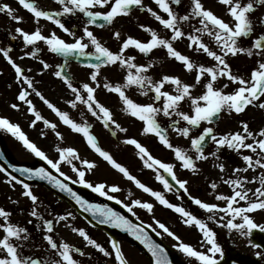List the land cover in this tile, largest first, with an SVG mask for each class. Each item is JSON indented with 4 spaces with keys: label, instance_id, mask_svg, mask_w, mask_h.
Segmentation results:
<instances>
[{
    "label": "snow or ice",
    "instance_id": "obj_1",
    "mask_svg": "<svg viewBox=\"0 0 264 264\" xmlns=\"http://www.w3.org/2000/svg\"><path fill=\"white\" fill-rule=\"evenodd\" d=\"M216 2L225 6L226 15L230 17L229 21L207 7L204 0H186V3L185 0H153L160 11L166 14V17L145 4L144 0H54V3L59 6L57 9L42 7L39 0H18V4L32 15L36 27L28 31L17 26L14 32L9 30L8 33L13 41L21 39L24 48L32 46L29 51L22 49L23 56L20 59L24 57L37 59L42 51L38 47L39 42H43L49 52L63 57L64 63L56 65L57 71L54 75L75 94V99L68 103L73 108L77 107V102L84 104L93 116L103 121L106 128L114 125L113 136L116 135V130L127 132L128 129L122 127L113 118L114 114L109 107L97 99L96 92L101 87V81H103L104 89L118 97L122 104L121 111L143 123L141 134L154 135L161 145L173 152L181 168L188 170L193 176L202 172L199 162L207 163L210 158H212L213 168L219 169L220 173H226L227 165L222 162L220 153L225 148L235 152L245 166L233 167L231 175L226 178L223 175L220 177L222 183L230 188L231 194L217 193L215 201L222 203L205 202L190 194L188 188L190 181L178 178L174 171V164L155 158L147 147L135 138H126L123 141L135 146L137 155L146 168L156 170V180L163 185L165 190L172 191L173 185L162 173H166L171 181L179 186V190L188 194L194 205L208 213L206 219L198 217L182 206L171 203L162 192L153 190L132 175L126 166L118 163L108 151L101 147L97 137L89 130L91 126L87 122L79 123L72 119L68 112L61 111L34 87V81L24 75V69L10 55L13 51L10 45L0 47V54L15 70L17 81H23L27 85V88L21 89L17 99L25 102L28 105V111L34 116L30 126L35 127L37 121H43L44 125L53 131L57 128L55 123L45 119L36 110L32 100L28 98L30 93L27 89H32V92L59 117L64 125H67L73 132L81 133L88 147L104 161L122 173L125 178L134 182L139 189L149 193L160 205L178 213L185 226H194L201 234L200 248L182 240L179 235L154 216L153 220L162 232L154 228L152 224L145 226L143 221L133 224L126 216L107 205L93 204L85 200L65 181L83 185L108 200L123 203L116 195H113L121 191L119 185L106 182L93 183L86 178V171L91 172L97 168L96 162L82 159L77 149L73 147H57L58 159H51L29 139L18 123H13L9 118L0 116V130L10 133L22 143L24 148L45 160L63 179L54 176L44 167L16 168L15 170L29 180L33 177L46 180L60 192L67 193L83 212L90 213L99 223L110 224L129 233L151 253L153 264H173V261L169 258L165 248L154 241L145 228L151 229L157 236L166 234L177 241L173 246L188 258L189 264L193 260L196 264H219L217 255L219 254L221 258L224 255V249L218 242V234L209 225V221L217 227L226 229L229 234H238L239 237H251L254 230L264 233V223H258L253 216L258 211H264V126L252 129L248 121L239 120L237 121L238 130L225 132L217 130L225 113L231 117L233 114H244L249 107L264 110V15L255 18L251 15L257 11L259 6L264 5V0H247V2L245 0H216ZM181 6L185 8L183 14L179 11ZM135 10L147 12L163 26V29L170 32V36H162L156 29L143 23H138L137 26L149 34L148 40L142 41L125 34L122 26H117L118 21L121 17L130 18ZM16 12L17 10L9 3H0V14H5L19 25L24 21V17ZM67 17L79 19V29L82 30V34L78 35L77 25L71 27L66 25L64 18ZM42 19L57 26L72 38L71 41L62 38L55 31L45 35L40 25ZM93 27L109 30L112 38L119 43V48L114 51L106 46V42H103L92 30ZM185 39L188 41L187 47L190 50L206 56L213 63L207 64L193 59L174 47V42ZM248 40L251 43L245 44L244 41ZM160 48L165 49L167 57L179 62L187 73H194L193 82H186L177 74L161 73L154 77L150 71L155 64L162 63V61L149 59L146 63H137L136 55H126L128 50L134 49L147 57L154 49ZM240 55L255 60L256 66L251 68L247 75L234 71L230 63V57L236 58ZM73 57L83 58L82 66L90 70L88 77L95 87L87 82L82 83L80 87L75 86L74 78L67 72L69 59ZM40 63L44 69L52 67L42 59ZM106 67L115 68L117 71L123 70L122 82L113 83L107 76H104L102 69ZM221 80L227 82L221 84ZM230 85H235V87L232 91H226ZM131 89H134L140 96L148 98V102L134 100L129 94ZM10 107L19 110L20 106L12 103ZM165 119L167 120L166 125ZM170 130L176 136L187 139L190 146L186 148L175 145L170 138ZM55 135L58 139H63L59 131H55ZM209 144L214 146L212 151H207ZM244 150H248L250 154H246ZM73 161H79L83 167H77ZM63 163L70 166L76 179L61 170ZM249 170L253 172L251 177L238 175L241 172L247 173ZM0 172H5L7 177L5 183L13 190L19 184L23 189L20 195L31 202L28 214L37 221L35 229L41 234L42 241L36 244L32 231L19 222L12 221L13 213L4 206H0V264H84V261L78 259L77 255L87 257L91 261L92 253L84 251V248L88 246L101 253L103 257H112L114 264H130L118 241L109 240L111 247L106 248L84 228L72 225L70 220H75V215L71 211L62 215L58 214L52 219H46L44 213L39 211L42 202L34 193L32 186L23 179H18L17 176L8 173L3 167H0ZM249 184L258 186L253 189L247 187ZM210 188L215 193L218 183L212 181ZM9 200L13 204L19 203V200H12L11 197ZM123 206L133 216H136L134 207L145 209L149 213H152L154 209L152 203L142 202L140 199H135L130 204L124 203ZM20 211L22 213L23 209ZM45 211L48 212V209L45 208ZM48 214L52 215L51 212ZM54 220L56 224L65 222L66 227L83 239L84 247L75 246L63 238L57 239ZM32 223V220L28 221V224ZM253 247H259V245L254 244ZM37 251L41 255L37 256ZM256 255L261 254L257 252Z\"/></svg>",
    "mask_w": 264,
    "mask_h": 264
},
{
    "label": "rangeland",
    "instance_id": "obj_2",
    "mask_svg": "<svg viewBox=\"0 0 264 264\" xmlns=\"http://www.w3.org/2000/svg\"><path fill=\"white\" fill-rule=\"evenodd\" d=\"M207 7L211 8L213 11L215 8H218L219 10H216L217 15H221L226 21L230 20V17L226 15V9L225 6L219 4L216 2V0H204ZM247 2V0H245ZM144 3L150 6L149 0H144ZM149 14L147 12H144L142 14H136V17L141 21L142 23H145L152 27V25H155L156 30L160 31L162 29V26H158L155 22L151 23L149 22ZM258 17L264 15V5L260 7L259 12L257 13ZM138 35H145L148 34L144 32L142 29L139 28ZM136 31V32H137ZM109 34V32H108ZM206 40L207 37H204ZM245 44H250L251 41H244ZM108 44L110 45V49L117 50L118 44L117 41L109 39ZM160 49H157L159 51ZM138 54V53H137ZM187 54L191 56L193 59H196L197 53L193 52L189 48H187ZM194 54V55H193ZM152 56V54L150 55ZM198 57L201 62H205L207 64L213 63L209 58H207L204 55L198 54ZM138 58V57H137ZM231 60V65L234 69V71H238L241 74L247 75L250 73L251 68L255 67V60H250L248 57L244 55L237 56L236 58H229ZM138 61V60H136ZM142 63V62H141ZM108 70H111V72L107 75V77L113 82H122V72H118L115 68H108ZM187 82L191 83L193 82L194 73L189 74L187 73ZM5 80V77L0 76V116H4L9 118L13 123H18L22 130L26 133V135L29 137L30 140H32L38 147L41 148L42 151L45 152L46 155L49 156L51 159H58V153L56 151L57 147H73L77 149L82 159H88L90 161H94L97 163V168L93 170V172L98 173L99 171L103 170L105 171V176L112 173L111 169H107L108 163L102 162L98 157H96L92 149H86L87 143L85 138L81 133L73 132L67 125H64L62 121H60L59 117L56 116L54 112H50L47 105L45 108L39 107V97L35 95L34 92H29L30 96L29 99L32 100L33 105L35 106L36 110L41 113V115L49 120L52 123H55L57 125V128L55 131H59L63 139L60 140L56 137L55 131H53L51 128H48L44 125L43 121H37L35 127H31L30 124L34 119V116L32 113L28 111V105L23 101H18L17 97L21 90H17L15 85L12 83H9L7 81L3 82ZM226 80H221L220 83H226ZM84 83V82H83ZM233 87L235 85H230L226 91H232ZM68 91H65L66 95L63 98V93L60 92V98L61 100L56 99L54 93L49 94V101L56 105L61 111H66L69 113V116L76 120L79 123L85 122L84 116H85V109L84 104L77 102V107L73 108L68 101L75 99V94L71 92V90L67 89ZM12 103H17L20 107L19 110L13 109L10 107ZM114 107V106H113ZM115 109V108H114ZM122 127L126 128V124L124 121H121V119H115ZM239 120H246L250 123V127L252 129H258L259 127L264 126V110H260L257 108L249 107L246 112L242 115H235L233 114L231 117H229L226 113L223 114V118L219 122L217 130L220 132H225L229 130H238V124L237 121ZM114 128V125H112ZM143 123H135L132 125V127H128L126 129L132 130V131H138L139 133V142H143L142 145H145L148 140L151 138L149 135H142L140 134L142 132ZM119 131V130H116ZM105 132L104 130L101 131ZM41 133H44V135H41ZM101 135V134H100ZM106 138H109V134L105 132L104 135ZM153 136V135H151ZM173 141L178 142H184L187 141L185 147L190 146V142L188 140H183L180 137L176 135H172ZM0 139L2 140L6 150L10 154V156L17 160L24 163H30L33 164L37 162L38 160H42L41 158L35 156L33 153H31L29 150L23 147L22 143L18 141L15 137H13L10 133L0 130ZM102 139V137H101ZM250 142V141H249ZM147 145V144H146ZM121 146V145H119ZM115 148V147H114ZM117 148V147H116ZM115 148V149H116ZM214 148L213 145H211L207 151H212ZM154 157L157 159L162 158H168L166 163H172L175 166L178 165L180 162L177 161L174 157L173 152L170 149L163 148V146H156L154 148ZM248 151V150H244ZM116 152L118 153H126L124 151V148L122 151H119V149H116ZM248 154V153H247ZM222 162H225L227 165V171L226 173H220L219 169L212 167V158H210L209 162H199L202 167V172L196 176H193L188 170H186L182 175V179L189 180L190 183L188 185L189 192L192 196L197 197V194L199 191H201L200 196L198 195V198L205 202H217L215 201V195L217 193H223L228 195L229 187L222 183L220 180V177L223 175L225 178L228 175H231V170L233 167H244V162L242 159L237 156V154L233 151L228 150L227 148L223 149L220 153ZM127 159V156H125ZM125 157H123L125 159ZM45 163H47L45 160H43ZM141 162V161H140ZM77 165V167H83L79 161H73ZM48 165V164H47ZM50 166V165H49ZM51 167V166H50ZM55 172L56 170L53 169ZM61 170L64 171L67 175L71 176L73 179H76V176L73 172L70 170V166L66 163L61 164ZM116 170V169H115ZM148 171H146L147 173ZM57 173V172H56ZM91 172H89L90 174ZM59 174V173H58ZM177 174V173H176ZM241 176H249L251 177L253 175V172L249 170L247 173H239ZM238 174V175H239ZM118 177V176H116ZM7 179L6 175L2 172H0V206H4L7 210H10L13 215L11 217L12 221L19 222L20 224L26 226L29 228L30 231H32L34 239L36 244H40L41 241V234L37 233L35 229V224L37 221L35 218L31 217L28 213L31 207V202L26 198L22 197L20 193L23 191L21 186L17 184L15 186V190L12 189L10 185L5 183V180ZM88 179L92 180L93 183L96 181H100L102 177L97 178H91L88 176ZM212 181H216L218 183V189L214 193L212 189L210 188V183ZM161 183L158 182L159 190L163 192L166 199H168L171 203L177 204L179 206L184 207L186 210L193 212V208H198V206L194 205L193 207L190 206L191 200H186V193H181L180 195L176 194L174 191H167L164 189L163 185H160ZM33 188V191L36 195H38L40 201L42 202V206L40 207L39 211L44 213L46 219H52L56 215H62L67 211L73 212L74 215L76 213L71 210L70 206L67 205V203L60 201L57 197H55L51 192L47 191L46 189L38 186V185H31ZM257 184H249L247 187L255 188L257 187ZM205 195V196H204ZM9 197L12 198V200H19L18 204H13L11 200H9ZM179 197V198H178ZM158 202V201H157ZM160 205V204H159ZM157 206L155 209L157 216H155V219L160 220L162 223H165L166 226H168L173 232H175L177 235H179L182 240L185 242H188L192 244L194 247L200 248L199 241L201 240V234L198 232V230L193 227L185 226L182 223V218H178L175 216V212H172L171 209L169 210L163 205ZM45 208L48 209V212H51L52 215L50 216L48 212L45 211ZM21 209H23V212L21 213ZM201 211V214L206 219L208 213L205 211L199 209ZM194 213V212H193ZM137 214V212H136ZM254 219L258 223H264V211H258L253 214ZM143 221L146 224H152L154 228H157L158 231H161L158 229V226L155 224L153 220V216H141ZM32 220L34 223V228L29 227L28 221ZM73 226L75 227H82L84 228L94 239H96L99 243L104 245L106 248L110 249L109 246V239L106 237V235L99 230L91 229L86 225L84 220L80 219L78 216H75V220H70ZM209 225L214 229V231L218 234V242L221 244V247L224 249V255L223 257L228 253H234L240 256L241 258L247 260V261H254L255 264H264V251L260 247H253L256 243V236L257 234H264L260 232L259 230H254L251 237H239L238 234H229L226 229L222 227H217L214 223L208 222ZM54 228L56 232V238L60 239L63 238L69 243H72L75 246L84 247V241L81 237L78 236V234L73 233L70 228L65 226V222H60L59 224L55 223L54 220ZM159 239L167 244L169 247L174 249V255L184 264H189L188 258H186L180 251H178V248L174 247L177 243L174 239L171 237H168L166 234H162L161 236H158ZM249 240H251V243H249ZM121 246L123 247L125 254L128 256V259L130 261V264H146L144 260L142 259L141 254L138 252L136 247L133 245L125 242L120 241L119 242ZM204 250V249H200ZM84 251L86 253H92V259L89 261L87 257H79L77 255L78 259H81L84 261V264H114V260L112 257H103L101 253L93 249L91 246H88L87 248H84ZM259 252L261 255H256V253ZM36 255H41L40 252H36ZM217 255V259L219 260V264H222V259ZM191 264H196V261H191Z\"/></svg>",
    "mask_w": 264,
    "mask_h": 264
},
{
    "label": "flooded vegetation",
    "instance_id": "obj_3",
    "mask_svg": "<svg viewBox=\"0 0 264 264\" xmlns=\"http://www.w3.org/2000/svg\"><path fill=\"white\" fill-rule=\"evenodd\" d=\"M149 2H150V7L157 10L158 12H160L161 15H164L166 17V14H164L163 12L160 11V9L153 3V0H149ZM0 3H9L14 9L17 10L16 14L24 17V21L21 22L19 25H17L15 22L11 21L5 14H0V47H6V46L10 45L13 48V51L10 52V55L15 60V62L18 65H20L22 67V69H24V75L28 76L29 78H31L34 81V87L38 91H40L41 94L47 100L50 99L48 97L50 93L51 94L54 93L56 99L58 100V98H59V100H61L59 93L64 92L63 93V98H64L66 95L65 91H68L67 90L68 88L60 78H58L54 75V72L57 71L56 65L64 63V60L62 58H60L59 56H57L56 54L49 52L47 49V46L44 45L43 42L38 43V47H40L42 51H41V53L38 54L37 59H33L31 57H24L23 59H20V57L23 56V51L31 50L32 46H29L28 48H24L21 39L18 38L14 41L11 40L9 38V35H8L9 30H12L14 32V29L17 26H19V27L24 28L25 30L32 31L35 29L36 24L33 22L32 15L29 12H27V10L23 9V7L21 5L18 4V0H0ZM39 3L41 4L42 7H45L47 9H57L59 7L57 4L54 3V0H39ZM185 3H186V0H185ZM260 7L261 6H259L257 8L256 12L251 14L253 16V18L258 17L257 13L259 12ZM216 10H219V9L215 8L214 9L215 13H216ZM179 11L181 12V14H183V12L185 11V8L183 6H181ZM135 13H142V12H140L139 10H135L132 13L130 18L121 17L118 21L117 26L118 27L122 26V31L125 34L132 35L136 38L141 39L142 41H146L150 38L149 34L147 36H145V35L139 36L138 32H136V28L138 27L137 25L139 23V20H137ZM148 16H149V22L150 21H151V23L155 22L158 26H162L159 24L158 21H155L154 18H152L150 15H148ZM64 19H65L66 25L69 27H71L72 25H77L78 26V35L82 34V30L79 29V23H80L79 19H77L75 17H67ZM40 25L42 26V30H43L45 35H49L52 31H55L58 35H60L62 38L66 39V40L71 41V39H72L71 37H68L65 33H63L57 26H55L54 24H52L49 21H44L42 19L40 21ZM152 27L154 29H156L155 25H152ZM92 30L97 34V36L99 38L102 39L103 42H106V46H108L110 48V45L108 44V40H109V38H112L111 32L107 29H100V28H96V27H93ZM186 30H188V29H186ZM108 32H110V35H108ZM159 33L163 34L162 36H165V37L170 36V32L168 30L163 29V26H162V29L159 31ZM117 44H118V48H119V43L117 42ZM187 44H188V41L186 39L182 40V41H176V42H174V47H176L177 50L181 51L182 54H187V48H188ZM22 49H23V51H22ZM163 50H164L163 48H160L159 51H157V49H154L153 52L151 53L153 56L150 59L156 60V61H162V63L155 64L154 68L151 70V71H153L152 74L154 75V77L157 76L158 74H161V73L177 74V75L181 76V78L187 82V74H186V71L184 70L183 66L179 62L175 61L174 59L168 58L166 55V52ZM126 55H137V51L134 49H130V50H128ZM41 59L44 60L45 62H47L48 64L52 65V67H50L48 69H44L43 65L40 63ZM196 59H199L198 54L196 55ZM89 71L90 70L87 69L86 67L82 66L81 63H76L73 61H69V63H68L67 72H69L71 74V76L74 78V84L77 87H80L83 82L90 83V84H92L93 87H95V84L93 82H91L89 77H88ZM120 71H118V72H120ZM102 72H103L104 76H107L111 72V70H108V68L106 67V68L102 69ZM0 76L5 77V80L3 82L7 81L9 83L14 84L17 90H21L22 88H27V85L25 83H23V81H20V82L17 81L15 70L7 62V60L3 57L2 54H0ZM102 83H103V81H101V87L97 89L96 97L101 103H103L105 106L109 107V109L114 114L113 118L114 119H121V121H124V123L128 127H132L133 124L141 122V121L123 113L121 111L122 104L118 100V97L115 94L109 93L106 89H104L102 87ZM27 90L30 93L32 92V89H27ZM129 94L132 96V98L134 100H137L138 102H148V98L140 96L134 89L129 90ZM45 106H46V104L39 98V107L45 108ZM84 109H85L84 119H87L86 122H87V124H89L91 126L90 127L91 131L94 130L96 132L95 135L97 136L99 144L101 145V147L103 149H105L106 151H108L118 163L126 166L129 169V171L131 172V174L136 176L138 179H140L141 182H143L146 186L151 187L155 191L161 192V190L158 189L159 188V186H158L159 181L156 180V175H157L156 170L146 168L144 166L143 161L137 155V149H135V146L129 145V144H126L123 142L126 138H135V139L139 140L140 138H139L138 131H135V130L134 131L129 130L127 132L116 131V135L113 136L112 135V129H114V128L112 126H110V128H106L103 124V121L101 119H98L97 117L93 116L87 110L86 106L84 107ZM49 110H51V109H49ZM164 123H165V125L167 124L166 119H165ZM127 126H126V128H127ZM103 130L109 134V138H106L104 136L105 132L101 133V131H103ZM173 134L176 135L174 132L172 133V135ZM169 135H171L170 131H169ZM101 137H102V139H101ZM170 138L175 145H179L182 147L186 146L185 144L187 143V141H184L185 142V144H184V142L173 141V139H172L173 137H170ZM180 138L184 140V138H182V137H180ZM185 140H187V139H185ZM140 143L143 144V142H140ZM146 144L144 146L147 147V149L149 150V152L152 155H154V152H155L154 148L156 146H163L158 142V140L155 136H152ZM119 145H121V146H119ZM114 147L115 148L117 147L116 149H119V151H122L124 148V151H126V153H121V152L118 153V152H116V149ZM163 148H165V147L163 146ZM86 149L87 150L90 149L88 147V145L86 146ZM125 156H127V159ZM123 157H125V159ZM167 160H168V158H162L161 159V161L165 162V163ZM106 165H107L108 170L109 169L112 170L111 174L105 176L104 169L99 171L98 173L91 171L90 174H89V172L86 171V178L88 179V176L93 178V179L97 178V177H102V179L100 181H96L94 183L106 182L107 184L119 185L121 191L119 193H115L113 195H116L117 198L119 200H121L123 203H117L116 200H109V201H112L116 205L122 206L126 211H127V209L123 206L124 203L130 204L131 201H133L135 199H140L142 202L152 203L154 205V209H153L152 213H149L147 210L141 209L138 207H134V211L137 212L136 217H140L142 215L143 216L152 215L155 217L156 216V214H155L156 210L155 209L159 205V203L155 200V198L152 197L149 193H145L142 189H139L134 184V182L125 178L122 173L120 175H118L116 173V171L111 168V165H109V164H106ZM146 171H148V172L146 173ZM174 171L177 173L178 178L182 179L181 174H183L186 170L181 168L180 163H179L178 165L175 166ZM161 172H162V170H161ZM74 175H75V173H74ZM116 176H118V177H116ZM89 181L93 182L91 179ZM160 185H162V184H160ZM84 190L93 199L108 200L106 197L100 196L98 193L93 192L91 189H89L85 186H84ZM129 193H131V195H129ZM176 194H179V193H176ZM199 194L203 195V193L201 194V191L198 192L197 196ZM229 194H231V190H229L228 195ZM185 198L187 199L188 196L186 195ZM159 207H160V205H159ZM71 210H73L72 207H71ZM128 213H130V212H128ZM90 228H93V227L90 226ZM109 240L121 241V239L111 238V237H109ZM131 245H133V244H131ZM137 250L141 254L144 262L146 264H148V261L145 258L144 254L139 249H137ZM126 257L128 258L127 255H126Z\"/></svg>",
    "mask_w": 264,
    "mask_h": 264
},
{
    "label": "water",
    "instance_id": "obj_4",
    "mask_svg": "<svg viewBox=\"0 0 264 264\" xmlns=\"http://www.w3.org/2000/svg\"><path fill=\"white\" fill-rule=\"evenodd\" d=\"M74 60L77 61H81L83 62V58H75L73 57ZM0 166H2L4 169L7 170V172L11 173L12 175L17 176L18 179H23L24 181L28 182V183H32V184H42L43 186H45L47 189L52 190L54 193H56L58 196H60L61 198L71 202L76 208L77 210L82 213L84 216L87 217V219L93 223L96 226H100L103 227L109 234L111 235H115V236H121L127 240H130L136 244H138L147 254V256L149 257V260L151 262V264H153V260L151 257V253L148 252V250L144 247L143 244H141L139 241H137L134 237H132L129 233H127L126 231H124L123 229L120 228H115L110 224H101L99 223V221L95 218L92 217V215L90 213H85L83 212L82 209H80L79 205H77L75 203V201L65 192H60L58 189L54 188L51 184H49L46 180H41L39 178L33 177L31 180H29L26 176L22 175L20 172H17L15 169L16 168H32V169H36V168H40V167H44L46 168L48 171L52 172L44 163L42 162H38L37 164L31 166V165H25V164H21L18 163L16 161H14L6 152L5 148L3 147L1 141H0ZM52 174L54 176H57L56 174H54L52 172ZM58 177V176H57ZM60 178V177H58ZM168 178V177H167ZM61 179V178H60ZM66 182V181H65ZM68 183V182H66ZM69 185L73 188V190L75 192H77L80 196H82L85 200L89 201V198L86 197V195L84 194L83 191H81L79 188L71 185L69 183ZM103 205H107L109 208H112L113 210L119 212L121 215L126 216L129 220L132 221L133 224H139L136 223L135 221H133L132 219H130L125 213H123L120 209L115 208L112 204H103ZM145 230L149 233V235L152 237V239L154 241H156V239L151 235V233L149 232L148 229L145 228ZM157 242V241H156ZM158 243V242H157ZM258 243L264 247V236H260L258 238ZM168 252L169 258L173 261V264H178L177 262H175L172 259L171 253L169 250L165 249ZM223 264H247L245 261L239 259L237 256L229 254L224 258Z\"/></svg>",
    "mask_w": 264,
    "mask_h": 264
}]
</instances>
